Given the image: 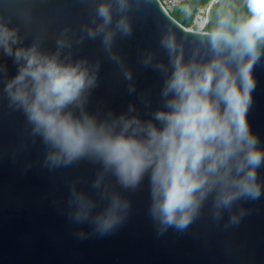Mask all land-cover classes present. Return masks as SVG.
<instances>
[{
	"label": "clouds",
	"instance_id": "obj_1",
	"mask_svg": "<svg viewBox=\"0 0 264 264\" xmlns=\"http://www.w3.org/2000/svg\"><path fill=\"white\" fill-rule=\"evenodd\" d=\"M50 2L17 8L15 0H0V101L23 115L25 147L39 146L42 168L95 166L90 182H68L59 209L77 228L74 236L118 232L132 211L127 193L141 191L146 180L158 237L184 234L206 208L218 226L238 227L251 212L244 205L264 198V140L249 119L255 69L264 64V0H225L204 30L183 33L170 23L157 48L139 50V66L158 77L155 99L137 92L133 69L116 51L155 0H79L80 22L59 30L54 50L44 46L47 28L37 12ZM86 41L99 42L142 107L130 103L117 114L98 103L90 110L101 61L77 55ZM31 167L25 163L24 171Z\"/></svg>",
	"mask_w": 264,
	"mask_h": 264
},
{
	"label": "water",
	"instance_id": "obj_2",
	"mask_svg": "<svg viewBox=\"0 0 264 264\" xmlns=\"http://www.w3.org/2000/svg\"><path fill=\"white\" fill-rule=\"evenodd\" d=\"M29 2L15 0L17 8ZM155 2L156 7L147 8L137 20L134 36L118 40L116 45V51L134 71L137 92L151 93L152 99L158 91V77L139 66V50L157 48L160 32L170 23L183 33H194L175 20L159 0ZM216 3L211 0L208 4V25ZM37 12L38 23L47 28L44 46L54 50L56 34L68 25L75 29L84 8L79 0H51L41 8L37 6ZM76 52L101 61L100 84L91 98L90 110L94 111L98 103L117 114L126 111L130 103L142 107L136 95L128 94L126 82L98 41H86ZM8 65L14 75L11 60ZM255 75L258 86L249 119L253 130L264 140V64L256 67ZM24 137L23 115L9 110L6 100L0 101V264H264V198L244 205L251 212L238 227L225 230L223 222L218 226L206 208L205 214L184 234L170 230L158 237L147 215V180L141 191L127 193L132 211L118 232L104 238L78 240L73 234L77 228L59 209L66 200L68 182L76 178L90 182L95 166L82 162L50 173L40 166L43 156L39 146L29 143L25 147ZM14 152L19 154L15 161ZM29 161L32 167L25 172L24 165ZM261 177L264 178V168ZM84 230L90 229L85 225Z\"/></svg>",
	"mask_w": 264,
	"mask_h": 264
},
{
	"label": "trees",
	"instance_id": "obj_3",
	"mask_svg": "<svg viewBox=\"0 0 264 264\" xmlns=\"http://www.w3.org/2000/svg\"><path fill=\"white\" fill-rule=\"evenodd\" d=\"M210 2L211 0H186L185 3H183L180 7H178L174 12L171 13V16L184 27L190 28L197 16L198 9L205 8ZM224 3L225 0H219V2H217L212 7L210 13L211 20H215L217 10L220 9ZM185 8L188 9L187 12H185Z\"/></svg>",
	"mask_w": 264,
	"mask_h": 264
},
{
	"label": "built area",
	"instance_id": "obj_4",
	"mask_svg": "<svg viewBox=\"0 0 264 264\" xmlns=\"http://www.w3.org/2000/svg\"><path fill=\"white\" fill-rule=\"evenodd\" d=\"M163 6V8L169 13L171 14L172 12H174L178 7H180L183 3L186 2V0H159ZM216 2H218V0H216ZM208 5L205 8H199L198 9V13H197V19H207L206 15L208 13ZM196 19V21H197ZM194 28H196V24L194 27H192L191 29L194 30ZM199 29V28H198Z\"/></svg>",
	"mask_w": 264,
	"mask_h": 264
},
{
	"label": "bare ground",
	"instance_id": "obj_5",
	"mask_svg": "<svg viewBox=\"0 0 264 264\" xmlns=\"http://www.w3.org/2000/svg\"><path fill=\"white\" fill-rule=\"evenodd\" d=\"M208 25V20L207 19H197L196 21V27H198L200 30H204L205 27Z\"/></svg>",
	"mask_w": 264,
	"mask_h": 264
},
{
	"label": "rangeland",
	"instance_id": "obj_6",
	"mask_svg": "<svg viewBox=\"0 0 264 264\" xmlns=\"http://www.w3.org/2000/svg\"><path fill=\"white\" fill-rule=\"evenodd\" d=\"M196 18H197V16H196ZM195 25L193 24L191 27H190V29L192 28V27H194ZM200 30V29H199Z\"/></svg>",
	"mask_w": 264,
	"mask_h": 264
}]
</instances>
